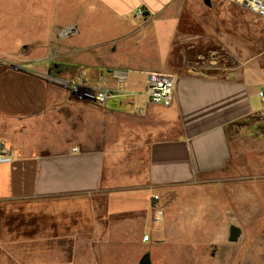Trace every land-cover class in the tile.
<instances>
[{"label":"crops","instance_id":"obj_1","mask_svg":"<svg viewBox=\"0 0 264 264\" xmlns=\"http://www.w3.org/2000/svg\"><path fill=\"white\" fill-rule=\"evenodd\" d=\"M219 1L0 0V152L12 157L0 164V251H25L17 264H85L77 257L121 231L134 243L169 237L187 219L184 200L225 189L236 160L251 158L243 141L264 139V67L241 75L198 62L219 39ZM51 67L112 96L77 101L48 79ZM165 71L176 79L169 107L145 96L150 73ZM155 206L178 212L155 223Z\"/></svg>","mask_w":264,"mask_h":264},{"label":"rangeland","instance_id":"obj_2","mask_svg":"<svg viewBox=\"0 0 264 264\" xmlns=\"http://www.w3.org/2000/svg\"><path fill=\"white\" fill-rule=\"evenodd\" d=\"M214 4L213 8L221 10L214 16V20L218 21L219 39L207 41V46L199 48L203 58L198 62L218 71H236L241 75L251 71L257 73L260 66L264 67V60L260 59L264 52V29L261 22L234 3L220 0ZM67 39L56 37L57 43ZM78 58H81L79 62H87V51L71 57L72 71L78 68L73 63ZM52 70L53 67L48 77L58 87H64L59 82L79 81V78L56 77ZM160 73L172 76L171 72ZM75 98L87 103V100L78 96ZM243 142L250 144V160H236L237 169L227 177L224 190L215 191L218 185H208L207 189L184 200L180 212L187 219L180 226L182 230L176 228L169 237L163 234L150 240V243H142L140 240L134 243L126 238L125 231H121L118 236L124 239L97 241L94 246L97 255L78 256V262L89 264L92 260L91 264H141L143 254L148 252L151 264H264V158L255 156L258 149L264 147V139L255 142L245 139ZM164 211L167 219L173 212H178L175 207H172V211ZM135 218L131 215L127 219ZM153 220L150 218L151 223ZM231 225L242 230L237 243L229 241ZM149 236L152 234L149 233ZM135 237L137 234H134ZM100 251L104 252L100 254ZM24 252L0 251V264H17ZM62 258L69 260L68 255ZM47 264L64 263L61 258L54 257Z\"/></svg>","mask_w":264,"mask_h":264},{"label":"built area","instance_id":"obj_3","mask_svg":"<svg viewBox=\"0 0 264 264\" xmlns=\"http://www.w3.org/2000/svg\"><path fill=\"white\" fill-rule=\"evenodd\" d=\"M244 11L254 16L259 22H261L264 28V0H229ZM141 15L142 11L139 12ZM77 33V27L71 25L59 32V38L66 39ZM49 79V77H48ZM64 87L69 89L75 96L85 99L89 102H94L99 105L105 104L112 96V93L106 90H95L88 86L82 77L79 81H63L59 82ZM176 89V79L167 74L160 72H152L149 75L146 85L145 96L147 100L154 104L164 107H169L174 100ZM258 96L264 104V88L260 89ZM12 162V157L8 151L0 152V164H8ZM158 197H155V200ZM154 221L157 223L164 216V211L161 208L155 209ZM145 242L149 241V236L146 235L143 239Z\"/></svg>","mask_w":264,"mask_h":264},{"label":"water","instance_id":"obj_4","mask_svg":"<svg viewBox=\"0 0 264 264\" xmlns=\"http://www.w3.org/2000/svg\"><path fill=\"white\" fill-rule=\"evenodd\" d=\"M206 5H211V0H202ZM242 230L241 228L231 225L230 227V235H229V241L232 243H237L241 237Z\"/></svg>","mask_w":264,"mask_h":264},{"label":"flooded vegetation","instance_id":"obj_5","mask_svg":"<svg viewBox=\"0 0 264 264\" xmlns=\"http://www.w3.org/2000/svg\"><path fill=\"white\" fill-rule=\"evenodd\" d=\"M144 262H145V263H149L148 256H145V257H144Z\"/></svg>","mask_w":264,"mask_h":264}]
</instances>
